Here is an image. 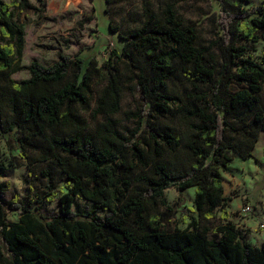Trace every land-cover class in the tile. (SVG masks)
Segmentation results:
<instances>
[{
  "label": "trees",
  "instance_id": "1",
  "mask_svg": "<svg viewBox=\"0 0 264 264\" xmlns=\"http://www.w3.org/2000/svg\"><path fill=\"white\" fill-rule=\"evenodd\" d=\"M35 1L43 11L47 0ZM214 1L207 41L171 2L157 15L144 0L145 20L133 29L113 26L106 8L122 46L100 66L95 57L60 53L50 65L23 66L19 15L31 6L0 0V138L16 132L19 156L43 180L28 201L5 199L10 184H0V264H264V241L248 243L220 209L229 200L221 176L228 152L247 159L264 132V48L256 58L246 45L264 38V0ZM22 68L28 77L14 80ZM95 77L103 85L94 113L104 120L87 132L78 108H89ZM125 89L140 104L126 113L137 124L128 135L112 118ZM171 187L172 206L162 198ZM189 187L199 216L222 223L165 227L158 205L172 215ZM58 193V210L40 213ZM13 210L16 222L7 218Z\"/></svg>",
  "mask_w": 264,
  "mask_h": 264
},
{
  "label": "rangeland",
  "instance_id": "2",
  "mask_svg": "<svg viewBox=\"0 0 264 264\" xmlns=\"http://www.w3.org/2000/svg\"><path fill=\"white\" fill-rule=\"evenodd\" d=\"M10 1V0H5ZM31 8L19 15V21L24 29L25 42L21 58V65L26 66L36 61L44 66L50 65L58 59V53L69 57L79 55L87 61L95 57L97 66H100L112 49L119 50L122 41L116 33L109 30V16L112 25H118L121 29H133L140 26L144 20V0H111L107 5L106 0H47L43 11H36L35 0H28ZM150 8L157 15L166 3L171 2L177 13L183 16L185 23H194L197 27L199 38L207 41L211 38L213 11H217L218 5L214 0H149ZM263 0H247L246 6L251 7ZM109 10V16L106 13ZM90 17V20H87ZM249 51L256 58L264 48V38L246 43ZM124 72V71H122ZM124 74L129 75L124 72ZM14 80L28 77V71L22 68L11 76ZM103 81L98 77L93 78L89 97V108L80 109L85 131L93 132L96 123L104 120L102 114H95V101ZM174 93H179L182 83L174 80L170 83ZM261 104L264 108V96H261ZM176 105L175 103L173 104ZM140 107L139 98L135 91L125 89L122 93L120 110L112 118L116 121L119 130L128 135L134 129L136 122L128 118L126 113L135 111ZM18 134L0 138V184L8 181L9 189L4 193L7 200L18 195V201H28L32 190L40 188L43 180L37 173V167L31 166L18 154L14 137ZM146 133L140 131V137ZM231 160L225 170L221 171L223 195L229 200L220 209L228 211L229 220L236 227H241L251 236L246 237L250 244H258L260 236H264V132H260L257 143L251 151V156L245 160L238 158L232 151L228 152ZM30 172V173H29ZM182 205L176 211L169 212L165 205H158L157 212L167 215L165 227L168 230L185 229L196 224L199 227L218 225L223 221L216 218L213 221L202 219L194 206V187H189L182 192ZM58 196L55 200L40 206L39 212L47 214L49 211L58 210ZM178 191L171 187L163 191L162 198L166 205H174L177 201ZM80 206L84 200L76 199ZM251 206L249 213H243L242 207ZM217 211V215L219 214ZM7 218L16 222L19 218L18 210L8 211ZM241 225V226H240ZM209 236H213L209 233Z\"/></svg>",
  "mask_w": 264,
  "mask_h": 264
},
{
  "label": "built area",
  "instance_id": "3",
  "mask_svg": "<svg viewBox=\"0 0 264 264\" xmlns=\"http://www.w3.org/2000/svg\"><path fill=\"white\" fill-rule=\"evenodd\" d=\"M242 212L243 213H249L251 211V206L246 204L245 206L242 207ZM259 227L263 228L264 224L263 223H259Z\"/></svg>",
  "mask_w": 264,
  "mask_h": 264
},
{
  "label": "crops",
  "instance_id": "4",
  "mask_svg": "<svg viewBox=\"0 0 264 264\" xmlns=\"http://www.w3.org/2000/svg\"><path fill=\"white\" fill-rule=\"evenodd\" d=\"M227 213H228V211H227ZM228 216H229V213H228ZM229 219V218H228ZM237 226V225H236ZM241 226V225H240ZM243 226H241L240 228H242ZM248 236H251V234L250 233H246L245 232V234H244V238H245V240H246V237H248ZM247 241V240H246ZM264 241V236H260V242L258 243V244H253V245H260L262 242ZM248 242V241H247Z\"/></svg>",
  "mask_w": 264,
  "mask_h": 264
}]
</instances>
